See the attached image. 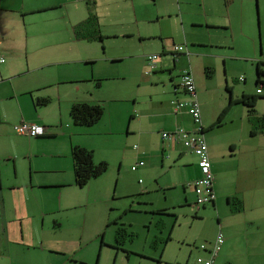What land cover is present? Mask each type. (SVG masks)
<instances>
[{
	"label": "rangeland",
	"instance_id": "1",
	"mask_svg": "<svg viewBox=\"0 0 264 264\" xmlns=\"http://www.w3.org/2000/svg\"><path fill=\"white\" fill-rule=\"evenodd\" d=\"M181 2L182 15H178L176 24L172 17L166 16L167 13L177 16L173 9L174 0H84L85 14L89 10L97 16L99 32L104 39L103 44L91 43L83 48L80 62L75 65L77 74L83 80L77 84L45 82L48 79L44 75L55 71L63 70L60 73L62 77L72 76L69 64L51 65L42 72L34 71L24 54L15 63L8 64L4 71L7 80L0 81V116L6 121V128H2V131L17 136L13 126L20 117V110L30 112L32 98L35 100L40 92L51 95V102L55 105L58 90L62 92L78 87L81 93L86 94L92 90L102 99L98 100L104 111L101 120L92 127H78L72 124L68 115L66 124L62 120L63 130L58 129V133L63 132L66 136L50 138L54 142L48 145L57 142L59 147L64 146L65 149V143L70 142L67 135L71 132L67 129L69 127L75 131L77 138L91 140L106 162L107 170L84 187L74 185V174L70 180L66 178L67 173L56 174L60 167H66L69 162L72 167L71 147L75 144L69 146V143L66 151L61 152V157L51 160L49 166H44L45 163L41 162L42 168H48L43 172H52L45 174L46 178L60 176L64 181H69L63 187H50L34 195L37 198L39 195H48L54 199V215L51 220L46 218L42 234L44 239L58 243V247H48L38 242L41 221H37L32 243L14 245L6 240L0 242V264H194L199 255L195 247L205 244L213 236L214 225L217 224L216 214L211 213V204L205 209L196 210L195 194L187 190L189 188L185 191L183 189L190 183L189 167L177 160L168 159L167 152L163 163H160V156L155 153L157 146H154L150 149L153 151L150 154L152 159L144 161L146 165L151 163L152 166L132 171L131 167L136 162L133 159L129 161L127 154L133 152L136 134L130 135L133 142L127 145V129L122 130L123 135H117L116 132L110 134L108 128L111 123L113 129H121L125 116H118L119 109H131L134 115L138 114V110H147L146 114L155 115V129L158 132L167 130L162 125V116L169 114L174 118L168 96V89L170 92L171 87L165 81L169 73L159 69L168 66L172 68V56L162 57L158 64L156 60V72L145 61L148 56L157 55L156 51L163 39L168 40L166 43L169 45L172 42L171 47L181 46L189 51L196 86L203 82L206 87L199 90L201 95L197 93L201 114L204 110L207 116L212 115L215 119L219 117L222 111L220 105L229 100L225 81L229 87H233L234 97H240L243 89L249 95L255 93L257 62L262 61L260 67L264 69V0H250L254 41H248L238 34L232 36L230 31L219 27H205V19L200 20L203 27L190 29L189 21L200 17L191 15L189 3L196 8L201 2ZM226 2L210 0L211 9H207L210 15L206 20L221 23L220 11ZM195 54L198 56H194ZM9 59L11 57H7V62ZM177 64L179 72L189 69L185 60ZM205 69L211 71L210 78ZM176 71H173L174 75ZM92 73L101 75L98 80L102 86L99 88L96 87V80H92ZM240 77L246 81L240 82ZM8 94L12 96H7ZM254 109L257 115H264V98L257 100ZM245 113L247 114L246 107L234 105L221 125L206 132L205 136L207 143L218 152L222 163V178L216 184H227L222 189L230 195L235 190L238 193L241 190V194L249 197L251 205L252 181L264 177V135L250 136L251 125L247 123L250 127L247 130L244 125L247 121L242 117ZM58 117L56 115L55 119ZM173 124L174 119L170 118L165 123L167 126ZM31 140L34 145L43 141L42 138ZM156 141L160 142V139L153 142ZM232 142L238 149L236 153L229 150V143ZM22 144L24 145L11 152L7 151L12 149V145H2L0 148V167L3 172L6 171L7 179L14 176L12 160L17 162L18 171L22 167L24 174L18 182L24 180L26 171L29 170L28 160L24 157L27 146L25 148L26 144ZM37 149L36 152L41 153L42 148ZM50 149L56 150V147L50 146ZM138 153L142 151L139 150ZM6 157L12 158L8 160ZM194 161L195 164L196 160ZM61 190L71 196L72 202L66 206L62 198V208L57 209V193ZM220 203L224 206L226 199L220 198ZM249 212L252 211H247L246 214ZM118 229L123 232V235L117 236L120 244L116 243ZM169 232L171 235L167 242ZM222 234L224 236L225 231ZM114 246L119 249H114ZM251 252V247L239 242L238 249L231 253L229 263L264 264L261 260L247 261L245 258H251Z\"/></svg>",
	"mask_w": 264,
	"mask_h": 264
},
{
	"label": "crops",
	"instance_id": "2",
	"mask_svg": "<svg viewBox=\"0 0 264 264\" xmlns=\"http://www.w3.org/2000/svg\"><path fill=\"white\" fill-rule=\"evenodd\" d=\"M174 2L175 5L173 6V9L175 10L177 16L171 13L170 15L169 13H167L166 16L168 18L172 17L176 24H178L176 18L178 19V15H182V12L180 10L182 2L181 0H174ZM200 2L201 5H197L196 8H194L195 5L189 3L191 8V15L194 17H200L199 19L192 18L193 20L189 21L188 27L190 29L203 27V23L200 20L205 19L204 22L205 24H207L205 25V27H219L223 30H226L227 32L230 31L232 33V36L238 34L241 37H245L248 41H254V39H252L254 27L252 19V6L250 0H227L228 4H224V7L220 11L221 23H211L210 21L206 20V18L210 15V13L207 12V9H211L210 0H207V5L206 0H200ZM193 9H196V11H192ZM89 13L92 12L87 10L85 14L84 0H0V56L3 58V63L0 64V81L6 82L5 80H7V77L4 76V71L8 68V64L15 63V61L18 60V57H20L21 54H24L25 57L27 56L28 62H31V70L34 71L41 70L42 72L45 68L51 65H71V67L69 68L72 70V76L62 77L60 73L63 70L61 72L55 71L44 75L48 79L45 82L56 81V83L59 84H66L69 82L77 84L81 82V80H83L82 76L77 74L75 65L76 63L80 62L79 58L82 54L83 48L87 47V45L91 43H95L97 45L99 43L103 44L104 39V37L102 36L103 38L100 42L98 40L87 41L82 37H75V26L82 23L88 17ZM181 23L184 28V21H182ZM166 41L168 40H161L156 51L158 60L157 64L161 63V60L159 59H163L162 57L172 56V68L168 66L159 70H163L162 72L167 71L169 73L168 78H166L165 80L171 87L170 92L168 89V96H170L169 99L171 101L174 99L183 100L186 98V96L179 87V81L176 80L177 78L179 80V77L181 75V72H179L180 67L177 62H182L183 60H185L186 63H188V67H190L192 71L191 55L189 51H187V55H185L184 53H177V55H175L172 51L175 45L171 47L173 43L171 42V44L169 45V43H166ZM183 56L185 57V59H183ZM194 56L198 55L195 54ZM7 57H11V60L9 59L8 62ZM261 69L263 68L261 67ZM156 70L157 69H154L155 72ZM174 70H177L175 75L173 74ZM91 76L92 80H96V83L97 81H99L98 79L101 78V75H95L94 73H92ZM100 86L102 85L99 82L96 87L99 88ZM205 88L206 87H204L203 82H201L198 87L196 86L197 101V93L201 95V92L199 90ZM229 88L231 89V97L233 100L241 97H234L233 87ZM263 89L264 85L262 88V94H260L259 96H264ZM14 92L16 93L17 91L14 89ZM88 92V94L81 93L78 87L75 90H62V92L58 90L56 92L57 102L55 105L51 102V95H46L40 92L36 95V97L48 98L49 103L46 106L34 107V104H32L30 112L20 110V117L18 118L16 125L24 122L29 124L42 125L47 128V133L44 137H41L43 141L39 142L38 144L36 143V145H34V142L32 143V138L20 136L18 134L17 136L13 134L9 135L8 133H6V131H2V128H6V121H4V119H2L0 116V148L2 147V145H12V149L7 151L11 152L15 148H20L22 145H24L22 143H25V148L27 146V152L24 154V157L26 156L25 158L29 163V170L26 171L25 174L26 177H24L23 181L21 180L19 182L17 180L22 179L24 173L22 167L19 171L17 170L16 161L14 162L12 160V164L15 170L13 178L7 179L6 171L3 172L0 167V242L2 240H6L7 243H11L14 245H24L28 242L32 243L34 241V226L37 221L38 223L39 221H41L39 226L40 237L38 238V242L41 245H47L48 247H58V243L50 241V239H44V236L42 234V231L46 226V218L49 217L51 220V217L54 215V199L53 197H50L48 195L40 196L38 194V198L34 197V195H36L37 193H41L40 190L50 187H63V185L65 183H69V181H64V178L60 176L46 178L45 174H52V172H43L48 168H42L40 163L43 162L45 163L44 166H49L53 159L60 158L61 152L64 153L66 151L67 143H69V146L75 144L73 146H79L91 150L93 153L94 163L97 164L104 162V159L101 158L98 150L93 146L91 140H83L77 138L75 136V131L69 128L67 125H65V127H68L67 129H69L71 132L67 133V135H69L70 142L67 141L65 143V149L64 146L63 148L59 147L57 142H55V144L48 145L51 142H54L49 140L50 138H54L58 135L66 136V134L63 132L58 133V129L63 130L62 120H65L64 124H66V122L68 121L70 108L73 104L82 102L88 103L90 105H99L100 101L98 100H102L100 99V96H96L92 90H89ZM113 92H115L114 88ZM243 93L249 95V93H247V91L244 89L241 91V95ZM250 95L258 96L256 91L255 93H251ZM7 96L12 95L8 94ZM32 101L34 102L35 100L32 98ZM227 105L228 102L220 105V110L225 109ZM233 106L227 109V114L231 112ZM254 108H256V105ZM171 109L174 118L169 114L162 116V118L164 119L162 125L166 126V131L158 132L157 129H155L156 125L153 123V118L155 115L146 114L147 110H138V114L134 115L131 109H119L118 116H125V121H123V123L121 124L122 128L120 129V127H117V129H113V126L110 123L108 132L110 134L116 132L117 135H123L122 130L127 129V145H130L132 141L130 135L132 133L136 134L137 137L135 138V144H133L132 146L133 152L132 154L127 155L129 156V161L133 159L136 163L143 162V165L138 168L145 167L149 169L152 166L151 163H148L146 165L144 161L152 159L150 157V154L153 151H150V149L154 146H157L155 153L160 156V163H163V159L167 152L168 159H170L171 161L177 160L184 166L189 167L188 179H190V183H192L199 176L198 158L189 149L183 147V145L176 140L163 139L161 137V133H171L177 126L187 131L195 132L197 131V127L192 121V118L184 109L179 110L177 113H174L172 106ZM202 114L201 125L203 132H201V135H203V138L208 147L211 172L214 182L213 187L215 192V201L211 205L213 208L211 213L216 214V224L218 226L214 225V234L205 242L206 245L201 244L200 246L195 247L199 254L196 256V258L207 256L208 250L214 241L215 234L218 231H225L224 243L222 245L223 247H221V250L219 251V253L221 252V254L217 255L213 264H230L229 261L232 259L231 253L234 250L238 249L239 242L245 243L252 248L251 258H245L247 261L252 260L253 262H256L257 260H261L264 263V177L256 178L252 181L253 196L251 197V205H249V197L247 195L241 194V190L240 193L235 190L234 193L230 195L227 191H224L222 189L224 186H227V184H216V181L219 178H222L220 172L222 163L220 162L218 152L214 150L213 146L207 143V138L205 135L206 132H210L213 128H215L214 124L217 120V117L215 119V117H212V115L207 116L206 113H204V110ZM56 115L59 116L58 119H55ZM242 117H244L247 121L244 125L245 127L247 126V130H249L250 127L247 124V114L245 113V115H242ZM168 118H170L171 120L174 119V124L172 126L165 125ZM231 119L234 120V117L231 116ZM157 138L158 140L160 139V142L162 143H160L159 141L153 142ZM229 144L230 152H238V149L236 148L234 142ZM50 146L56 147V150L50 149ZM38 147L42 148L40 149L41 153L36 152L38 150ZM128 148L129 147L127 146L126 149ZM139 150L142 151V153H138ZM6 158L10 160V158L12 157ZM38 159H40V161ZM194 159L196 160L195 164ZM59 170L60 171L55 173H67V180H70V178L73 177V163L72 167L71 163L69 162L66 167H60ZM189 184L186 187L184 186L183 189L185 191L187 188H189L187 190L193 193V189L191 186H189ZM222 197L226 199V203L224 204V206L220 203V198ZM62 198L64 200L63 204H65L66 206L67 204L71 205V196L64 194L61 190L57 193V209L62 208ZM231 198H236L242 201L243 209L240 212H235L230 209L228 201ZM205 208L206 207L202 209ZM247 211L252 212H249V214L247 215ZM169 233L171 235V232ZM101 246L103 245L101 244ZM201 246L203 248H201Z\"/></svg>",
	"mask_w": 264,
	"mask_h": 264
},
{
	"label": "trees",
	"instance_id": "3",
	"mask_svg": "<svg viewBox=\"0 0 264 264\" xmlns=\"http://www.w3.org/2000/svg\"><path fill=\"white\" fill-rule=\"evenodd\" d=\"M152 1H154V0H152ZM226 1L227 0H225V2ZM226 4H228V2H226ZM74 32H75L76 38L82 37L83 39H85L87 41L98 40L101 42L102 38H103L99 32L98 18L93 13H89L88 17L82 23L75 26ZM174 47H173L172 51L175 55H177V53H184L185 55L188 54V52L185 51L184 49L182 52H175ZM155 56L157 57V55H155ZM146 62L149 65V63H148L149 61L147 60V58H146ZM261 64L262 63H260V62H257V64H256L255 85L257 86V89L262 90L263 85H264V80H263L264 70L261 69V67H260ZM149 67H150V65H149ZM154 69H155V64H154V68L152 70H154ZM188 70L192 74L190 67ZM205 71H207L206 72L207 77L210 78L211 71L209 69H205ZM182 72H181V74H182ZM192 76H193V74H192ZM193 79H194V77H193ZM239 81L244 83L245 78L240 77ZM98 83H99V81H97L96 85H98ZM194 84H195V81H194ZM181 90L183 91V89H181ZM195 90H196V86H195ZM225 90L229 93L228 105H227V107H225V109H223L221 111V113H220L219 117L217 118L214 126L220 125L222 119L225 118V116L227 115V112H228L227 109L229 107H231L235 104H241L247 108V119L251 125V129L249 132L250 136H255L258 134L264 135V115H257L255 113L256 111L254 109L257 100L260 98H263V97L259 96V95L258 96L246 95L243 93L240 98L233 100L231 97V89L227 86L226 81H225ZM183 93L186 96L185 99H187V95L185 94L184 91H183ZM185 99H183V100H185ZM172 101H182V100L174 99ZM48 103H49L48 98H36L35 101L33 102L34 107L35 106H46ZM103 113H104V111H103V107L101 105H98V104L97 105H90L88 103H82L81 102V103H75L71 106L70 111H69V117H70V120L72 121V124L74 126L92 127L93 125L97 124L100 121L101 117L103 116ZM254 113H255V115H254ZM42 137H44V136H42ZM38 138H41V137H38ZM208 156H209V153H208ZM71 157H72V163H73L74 185L77 187H84L90 180L98 178L100 175H102L107 170V164L105 162H101V163H97V164L94 163L92 151L85 149L83 147L72 146L71 147ZM209 163H210V158H209ZM210 169H211V164H210ZM199 177H200V170H199L198 178ZM212 177H213V175H212ZM198 178H196L195 180H197ZM192 183H190V185ZM213 192H214V187H213ZM214 195H215V192H214ZM228 203H229L230 209L232 211L240 212L243 209V203L239 199L231 198V199H229ZM194 206H195L196 210H199L201 208L206 207V206H201V207L197 208L195 203H194ZM218 232H221V231H218ZM124 233H125V231H124ZM120 235H123L122 229L117 230V233H116V243L117 244L118 243L120 244V240L117 237ZM223 238H224V236H223ZM166 240H167V242L170 240V233H168ZM222 245H221V247H222ZM114 247H115L114 249H116V250L119 249L117 246H114ZM221 247H220V250H221ZM210 248H209V250H210ZM218 254H219V252L217 253V255ZM208 255H209V252L207 253V256H205L204 258H207ZM195 261H196V258H195ZM195 261H194V264H195Z\"/></svg>",
	"mask_w": 264,
	"mask_h": 264
},
{
	"label": "built area",
	"instance_id": "4",
	"mask_svg": "<svg viewBox=\"0 0 264 264\" xmlns=\"http://www.w3.org/2000/svg\"><path fill=\"white\" fill-rule=\"evenodd\" d=\"M175 52H182L183 48L181 46L174 47ZM157 57L155 55L148 56L150 68H154ZM3 63V58L0 56V64ZM179 87L183 89L187 95V99L182 101H172L170 104L173 108L174 113L179 110L184 109L187 114L192 118V121L197 127V131L190 132L181 127H175L173 132H162L161 137L163 139H174L181 143L183 147L189 149L197 158L198 166L200 170V177L195 180L191 185L193 192L195 194V205L196 207L212 205L215 201V195L213 192V177L210 169L209 156L207 144L201 135L202 125H201V112L200 107L196 98V90L194 79L191 72L186 69L183 70L180 80ZM256 93L258 95L262 94L261 89H257ZM16 134L20 136H26L29 138H38L45 136L47 133V128L38 124L20 123L13 126ZM136 148V147H135ZM143 165V162H138L131 168L135 171L137 167ZM224 242V238L221 232H218L215 239L211 245L209 255L207 258L198 257L196 258L195 264H213L217 253L220 250L221 245ZM201 248H203L201 246Z\"/></svg>",
	"mask_w": 264,
	"mask_h": 264
}]
</instances>
